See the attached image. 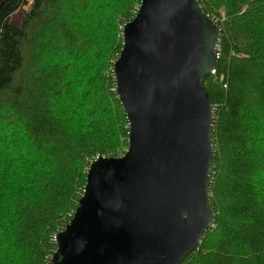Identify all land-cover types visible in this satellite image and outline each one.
Segmentation results:
<instances>
[{"label": "trees", "instance_id": "1", "mask_svg": "<svg viewBox=\"0 0 264 264\" xmlns=\"http://www.w3.org/2000/svg\"><path fill=\"white\" fill-rule=\"evenodd\" d=\"M142 1L0 0V264H51L90 162L127 153L114 64ZM199 1L221 32L215 219L180 264H264V0Z\"/></svg>", "mask_w": 264, "mask_h": 264}, {"label": "water", "instance_id": "2", "mask_svg": "<svg viewBox=\"0 0 264 264\" xmlns=\"http://www.w3.org/2000/svg\"><path fill=\"white\" fill-rule=\"evenodd\" d=\"M199 0H143L114 64L124 156L90 162L51 264H180L214 223L209 184L220 28Z\"/></svg>", "mask_w": 264, "mask_h": 264}, {"label": "rangeland", "instance_id": "3", "mask_svg": "<svg viewBox=\"0 0 264 264\" xmlns=\"http://www.w3.org/2000/svg\"><path fill=\"white\" fill-rule=\"evenodd\" d=\"M22 13H24L23 9H19L18 11H16L15 13H13L11 19L12 22L17 23V24H21L23 19H22Z\"/></svg>", "mask_w": 264, "mask_h": 264}, {"label": "bare ground", "instance_id": "4", "mask_svg": "<svg viewBox=\"0 0 264 264\" xmlns=\"http://www.w3.org/2000/svg\"><path fill=\"white\" fill-rule=\"evenodd\" d=\"M140 9V8H139ZM214 72V71H213Z\"/></svg>", "mask_w": 264, "mask_h": 264}]
</instances>
